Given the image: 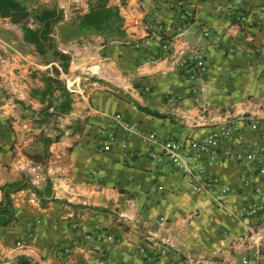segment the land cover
<instances>
[{
    "label": "crops",
    "instance_id": "crops-1",
    "mask_svg": "<svg viewBox=\"0 0 264 264\" xmlns=\"http://www.w3.org/2000/svg\"><path fill=\"white\" fill-rule=\"evenodd\" d=\"M42 1L67 23L54 35L70 55L66 71L42 61L21 27L0 16V185L24 177L38 190L10 194L14 221L0 225V263L25 256L39 264H153L144 247L156 264H243V257L264 264V245L255 258L254 248L238 239L264 220L235 214L256 198V186L264 190V176L248 170L252 182L245 184L241 164L203 155L195 167L229 189L194 192L175 164L148 155L154 138L186 143L223 121L264 123V0H186L183 6L109 0L123 25L122 33L108 37L76 26L89 0ZM232 4L249 16L245 29L235 22ZM184 8L193 12L189 21ZM196 47L205 52V71L191 81L181 63ZM52 63L70 97L67 111L56 108L64 90H45ZM65 77L76 91L66 88ZM109 130L114 140L102 151L100 139ZM241 131L246 143L264 141L246 125ZM99 232L113 239H84ZM65 245L71 252L61 256Z\"/></svg>",
    "mask_w": 264,
    "mask_h": 264
},
{
    "label": "built area",
    "instance_id": "built-area-1",
    "mask_svg": "<svg viewBox=\"0 0 264 264\" xmlns=\"http://www.w3.org/2000/svg\"><path fill=\"white\" fill-rule=\"evenodd\" d=\"M186 0H175L178 6H183ZM231 11L235 14V22L238 26L245 29L249 26L251 20L247 14L237 9L236 5L232 4ZM182 18L189 21L193 18V12L184 8L182 10ZM204 35H208L209 31L204 30ZM166 42L163 48H166ZM227 51L233 53L236 51V45H229ZM14 54L23 57L22 53L14 50ZM182 69L186 72L189 80L193 81L200 78L205 71V52L201 48H192L188 51L181 63ZM65 86L70 91H76L78 87H73L72 82L67 78ZM174 97H168V101H174ZM116 123L123 125L130 129L131 126L121 120L119 116L114 117ZM246 127L260 135H264V123H260L257 118L247 119V123L237 121H223L220 122L214 129L207 133L196 137L189 138L186 143H181L178 140H158L153 139L154 148L149 150L148 155L155 160L166 159L175 164L182 172L188 175L189 185L194 192L206 191L209 187L220 186L221 192H226L229 186L223 183L218 176L203 175L199 166L195 167L194 160L202 158L203 155L209 161H229L241 164V179L245 184L251 183L250 177L247 174L248 170H253L259 176H264V141L259 144H249L243 139L241 126ZM114 140V133L112 130L106 132L105 136L100 139V150H108ZM226 141L234 142L236 145H227ZM256 189V198L245 202L235 211L236 216L240 218L261 217L264 220V190L258 186ZM34 197V194H33ZM38 221V220H37ZM113 239L112 234L105 233H85L84 239L87 242L98 241L101 237ZM239 240L246 241L249 244L248 248H254L255 258L261 254L260 250L264 245V223L257 226L247 227L245 234L238 236ZM17 246H22L23 242L17 240ZM141 251L145 257L155 263V253L148 252L144 247ZM71 252L69 245L62 246L58 249L61 256H67ZM248 257L242 258V263H249Z\"/></svg>",
    "mask_w": 264,
    "mask_h": 264
},
{
    "label": "trees",
    "instance_id": "trees-1",
    "mask_svg": "<svg viewBox=\"0 0 264 264\" xmlns=\"http://www.w3.org/2000/svg\"><path fill=\"white\" fill-rule=\"evenodd\" d=\"M0 16L7 17L12 23L18 24L23 32V40L32 43L36 51L42 55L47 63L57 62L61 70H67L70 55L57 47L51 34L55 23L61 19V12L55 6L35 11L28 9L19 0H0ZM122 25L123 18L119 13L118 6L110 4L109 0H89L87 10L77 17L76 23V26L80 29H92L105 37L122 33ZM51 70L54 76L44 75L43 77L45 90L51 92L54 87L59 86L61 90L66 92L57 78L59 74L58 67L52 63ZM69 101L70 97L66 92L63 95V99L56 105L57 111H67L69 109ZM140 108L149 113L159 115L157 111L141 106ZM50 140L49 138L44 139V144L49 143ZM24 187H30L38 194L37 188L24 177L0 185L2 192L0 225H8L14 221L10 194ZM9 264L39 263L25 256H19L15 262Z\"/></svg>",
    "mask_w": 264,
    "mask_h": 264
},
{
    "label": "rangeland",
    "instance_id": "rangeland-1",
    "mask_svg": "<svg viewBox=\"0 0 264 264\" xmlns=\"http://www.w3.org/2000/svg\"><path fill=\"white\" fill-rule=\"evenodd\" d=\"M21 3H23L28 9L30 10H35V11H39V10H42L45 8L44 4L45 2L42 1V0H19ZM74 23V21H73ZM33 24V23H32ZM67 23H63L61 20H59L58 22L55 23L54 27H53V30H52V35L54 37V40H55V43L56 45H58V38H56V35L57 33H61L60 31H62V29H64V26L66 25ZM72 24V23H71ZM58 37H61V35H58ZM42 61L46 62L44 60V58L42 57V55H40ZM52 67V66H51ZM86 71V69H85ZM89 71V70H87ZM83 75H86L88 76V74L86 73H83ZM66 78V77H65Z\"/></svg>",
    "mask_w": 264,
    "mask_h": 264
}]
</instances>
